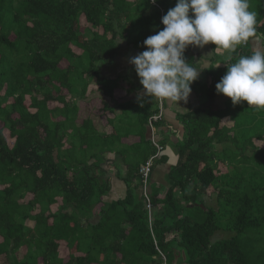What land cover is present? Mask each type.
I'll return each mask as SVG.
<instances>
[{"label": "trees", "instance_id": "trees-1", "mask_svg": "<svg viewBox=\"0 0 264 264\" xmlns=\"http://www.w3.org/2000/svg\"><path fill=\"white\" fill-rule=\"evenodd\" d=\"M252 1L264 47V6ZM176 3L0 0V264H264V147L255 143L264 142V128L249 136L233 132L264 123V109L246 101L226 110L215 105L227 67L214 68L213 58L209 83L192 84L206 99L182 116L187 134L168 186L153 190L149 183L160 209L152 224L140 169L157 153L147 126L158 102L122 106L124 119L136 122L132 134L118 123L117 110L98 97L109 112L103 113L87 100L96 92L114 98L117 80L105 77L103 66L114 64L123 43L146 50L143 41L164 27L161 18ZM251 54L249 43L238 45L230 62ZM185 58L196 64L192 46ZM235 115V126H225L222 119ZM111 150L131 168L123 178L126 198L109 203L111 183L100 165ZM207 193L215 194L218 209L207 207ZM221 213L233 235L215 242ZM182 254L186 259L176 263Z\"/></svg>", "mask_w": 264, "mask_h": 264}, {"label": "clouds", "instance_id": "clouds-1", "mask_svg": "<svg viewBox=\"0 0 264 264\" xmlns=\"http://www.w3.org/2000/svg\"><path fill=\"white\" fill-rule=\"evenodd\" d=\"M161 23L164 27L143 41L146 50L129 63L143 86L138 99L180 102L188 100L203 71L185 58L186 49L211 43L215 50L234 51L256 37L258 20L249 0H177ZM230 61L231 56L224 62L227 71L216 84L217 94L229 97L234 105L246 101L264 109V47H254L251 55Z\"/></svg>", "mask_w": 264, "mask_h": 264}, {"label": "crops", "instance_id": "crops-1", "mask_svg": "<svg viewBox=\"0 0 264 264\" xmlns=\"http://www.w3.org/2000/svg\"><path fill=\"white\" fill-rule=\"evenodd\" d=\"M249 46L251 49L254 47H263L262 38L256 36L250 40ZM192 50L194 51L196 57L195 63H198L197 67L200 70H203L200 74L199 80L204 82L206 81L207 83H209L211 79L206 74V70L211 66L212 59L214 58L216 60L214 63V68L221 69L226 67L224 62L229 56H231L233 52L224 49L215 50L214 45L211 43L204 46L203 48L192 46ZM139 53H141V51L138 49L133 48L132 46H127L123 43L114 64L105 65L102 68V73L105 77H108L111 80H117L116 83L112 84L115 87L114 98L112 99L101 92H96L92 94L87 100H93L98 108L101 107V103L103 104L104 101L105 104L109 105V107H111L113 110H117V114H121L122 106H125L127 103L133 104L136 106V109H139L141 104H143V106H148L150 103V97L143 96L142 99H138V96L143 92V86L140 84V79L135 71V67L129 63V59L138 55ZM120 78H123V80ZM129 89H132V92H129ZM204 94V89H201V87L194 84L192 85V92L187 101L178 102L169 101L163 98H154L158 102L159 107L160 101L163 102L164 118L161 121V124H157L154 129L149 126L148 122L147 139H151L153 141L154 138L164 147V151L156 160L164 156L166 157V160L155 162V169L151 178L153 182L163 186H168L166 177L169 174L171 168L176 166L179 162L181 149L180 143L184 140L185 135L187 134V126L181 120L182 116H185L196 110L201 105L202 101H204ZM98 97L103 101L98 99ZM232 104L233 103L229 97H226L223 94H217L215 98V105L218 108L221 110H226L227 107L231 106ZM100 109L103 113H109L108 110L105 111L106 109L104 108ZM136 109H133L132 112L134 116H136ZM134 118L136 120L138 117ZM228 120V122H224V124H226L229 128H233L235 126L234 122H230V118ZM133 123H131V127ZM108 129L112 131L111 125H108ZM130 131L133 132L132 134H134L136 129L131 128ZM230 135H234V133L231 132ZM139 140L140 139L137 138L134 141L126 140V142L134 144ZM100 166L102 170L107 172L106 177L111 183V191L107 196H105L104 201L110 203L116 201L117 199H125L127 195V185L123 178L127 175L128 170L131 168V163L126 162V160L118 155L116 151L111 150L105 152L104 161ZM118 168L123 169L122 176L120 177L117 176V172H119ZM161 197L164 198L165 195L162 194ZM208 198L210 200L212 199L211 197ZM158 208L159 207L156 206L154 207L153 215L154 212L157 213L158 210H160ZM99 220L100 216L98 213H96L92 222L98 223ZM174 235L175 234L173 233L168 239H173ZM178 258H182L183 260L186 259L184 254H182L180 257H176V263L178 262Z\"/></svg>", "mask_w": 264, "mask_h": 264}, {"label": "rangeland", "instance_id": "rangeland-1", "mask_svg": "<svg viewBox=\"0 0 264 264\" xmlns=\"http://www.w3.org/2000/svg\"><path fill=\"white\" fill-rule=\"evenodd\" d=\"M253 4H255L256 6H259V8H263L264 6V2L258 4V1L257 0H254L252 1ZM255 7V6H254ZM256 36H259L260 38L261 35L257 34L256 33ZM206 99V98H205ZM238 107V106H237ZM237 107H235V110H237ZM251 107H254V106H251ZM251 108H249L250 110ZM121 118L118 120V123L121 124V127H123L124 129L128 130V129H131V123L129 120H132L129 118V120L127 119H124V116H122V113L120 114ZM125 117L128 118V116L126 115L125 113ZM232 117V116H231ZM230 116L226 117L225 119H229L230 118V122H236L238 121L237 120V116L235 115L234 119H232ZM224 118L222 119V122H228L227 120H225ZM250 120V119H249ZM259 126L257 127V121L255 122V127L254 128H249V129H246L245 126L243 125L242 127H237L233 130V132L235 133L236 137H240L241 135H246V136H249L251 134H255L256 132H258L259 130H262L264 128V123L259 120L258 122ZM196 125L193 123L191 124V127H195ZM226 126V124H225ZM258 140V139H257ZM255 140V143L259 146V147H264V142L263 141H260V140ZM215 144L216 142L214 143V147H215ZM130 152H128V154H132L133 151L129 150ZM132 157V159H134L133 156H130ZM157 161V160H156ZM155 161V162H156ZM229 168L225 167L222 165V170L223 172H227ZM150 184H151V188L153 190H157L159 188V186H161L160 184H157L155 182H151L150 181ZM210 193L212 194L213 193V190H210ZM210 193H207L208 196H203L204 197V200L207 204V207H216L218 209V205H217V201H216V196L215 194H213V196L211 197V194ZM208 197H211L212 199L210 200ZM225 214V213H224ZM220 218H221V223H222V227L223 229L219 232L216 233L215 237H214V241L217 242L218 240L220 239H228V238H231L233 234H231L230 232H226L225 231V226L228 224V221L230 222V220L225 216L223 215L222 213L220 214ZM171 236V235H170Z\"/></svg>", "mask_w": 264, "mask_h": 264}, {"label": "built area", "instance_id": "built-area-1", "mask_svg": "<svg viewBox=\"0 0 264 264\" xmlns=\"http://www.w3.org/2000/svg\"><path fill=\"white\" fill-rule=\"evenodd\" d=\"M247 44H243V45H247ZM159 104H160V107H159L160 111L149 119V126L152 129H154L156 125L159 124V122H161L164 118L163 102L160 101ZM153 143L156 146L157 153L155 156H152L149 160H147V162L140 169V173H141L142 181H143V187H142L143 196L145 198L146 207L149 210V214H150L149 217H150L151 224H152V220L154 219V215H153L154 203H153V199L151 195V188H150L149 183H150L151 175L154 171L155 161L164 151V147L154 138H153ZM163 258L166 261V257L163 256Z\"/></svg>", "mask_w": 264, "mask_h": 264}]
</instances>
